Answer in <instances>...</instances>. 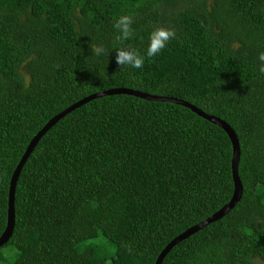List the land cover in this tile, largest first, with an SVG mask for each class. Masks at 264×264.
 <instances>
[{"label": "trees", "instance_id": "1", "mask_svg": "<svg viewBox=\"0 0 264 264\" xmlns=\"http://www.w3.org/2000/svg\"><path fill=\"white\" fill-rule=\"evenodd\" d=\"M134 18L133 38L113 27ZM176 37L142 69L151 32ZM103 46L96 56L92 46ZM264 0H0V236L11 174L32 137L91 94L125 88L173 98L227 123L240 149L242 196L180 241L161 264L264 262ZM225 132L172 102L104 96L38 141L14 191L10 264H154L176 236L227 204Z\"/></svg>", "mask_w": 264, "mask_h": 264}, {"label": "water", "instance_id": "2", "mask_svg": "<svg viewBox=\"0 0 264 264\" xmlns=\"http://www.w3.org/2000/svg\"><path fill=\"white\" fill-rule=\"evenodd\" d=\"M130 95L134 96L143 100L147 101H158V102H172L178 105L185 106L189 108L191 111H193L196 115L204 118L211 124L219 127L222 129L225 134L227 135L231 147H232V158H231V175H232V182H233V193L232 196L227 204H225L222 208H220L218 211L213 213L211 216L206 218L205 220L201 221L200 223L191 226L178 236H176L171 242H169L159 253V255L156 258V261L154 264H161L164 257L166 254L171 250L172 247H174L177 243L180 241L188 238L189 236L193 235L197 231L201 230L205 226H207L210 223H213L219 219H221L223 216H225L235 205L236 203L240 200L242 196V184L240 181V178L238 176V163H239V157H240V149H239V143L238 139L231 129V127L225 123L223 120L214 117V116H209L205 113H203L201 110L197 109L196 107L184 103L180 100H176L173 98H167V97H159V96H153L149 94H145L139 91L135 90H130V89H125V88H115V89H109L103 92H99L96 94H91L89 96H86L82 98L81 100L75 102L74 104L70 105L68 108L65 110L61 111L54 117H52L29 141L27 144L24 153L22 154L19 162L17 163L16 167L14 168L10 180H9V188H8V195H7V213H6V227L3 231V233L0 236V247L5 245L9 238L12 235L13 227H14V191L16 187V183L20 174V171L26 162L27 158L29 155L32 153L33 149L35 148L36 144L40 140V138L55 124L57 123L60 119H62L65 115L68 113L72 112L76 108L81 107L82 105L104 97V96H113V95Z\"/></svg>", "mask_w": 264, "mask_h": 264}, {"label": "clouds", "instance_id": "3", "mask_svg": "<svg viewBox=\"0 0 264 264\" xmlns=\"http://www.w3.org/2000/svg\"><path fill=\"white\" fill-rule=\"evenodd\" d=\"M133 23L134 18L130 14H122L115 19L113 27L117 32L115 37L117 42L123 43L124 41H128L133 38ZM175 37L176 31L173 28L164 26L155 28L150 34V42L145 54H141L136 48L131 46H122L115 50V62L119 68L129 66L133 69H142L146 58L149 62H151V59L159 55L167 46L168 42ZM91 50L96 56H101L105 52L103 46L94 45L91 47ZM258 61L259 72L264 74V51L259 53Z\"/></svg>", "mask_w": 264, "mask_h": 264}, {"label": "rangeland", "instance_id": "4", "mask_svg": "<svg viewBox=\"0 0 264 264\" xmlns=\"http://www.w3.org/2000/svg\"><path fill=\"white\" fill-rule=\"evenodd\" d=\"M2 260L1 264H10L15 259V252L10 250L8 247L1 251ZM256 264H264V262L257 260Z\"/></svg>", "mask_w": 264, "mask_h": 264}]
</instances>
